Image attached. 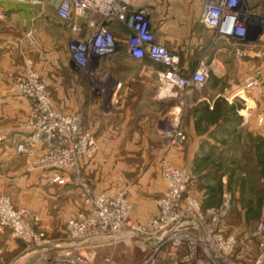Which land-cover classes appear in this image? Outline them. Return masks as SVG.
<instances>
[{"label":"built area","instance_id":"1","mask_svg":"<svg viewBox=\"0 0 264 264\" xmlns=\"http://www.w3.org/2000/svg\"><path fill=\"white\" fill-rule=\"evenodd\" d=\"M5 1L52 10L61 21L69 23L74 35L68 44L73 67L89 77L95 96L105 98L111 94L113 105L120 102V84L114 81L108 86V77L101 76L104 71L100 64L120 51L108 22L115 21L127 29L131 58L137 61L149 58L160 66L157 78L161 97L173 98L184 106L192 92L202 89L210 78L212 67L205 59L199 60L193 72L185 73L180 53L158 42L152 15L141 4L142 0H0ZM202 2L201 23L214 30L218 38L231 41L238 57H245L243 46L252 41L249 38L251 26L254 23L264 25V20L249 7L248 0ZM28 39L33 42L31 34ZM254 84L255 80H251L248 87ZM13 90L32 101L26 121V142L17 145L16 153L33 158L29 162L31 171L51 170L54 182L64 184L77 180L81 160L93 157L99 150L93 133L82 126V114H65L54 109L49 86L42 81L30 59L26 61L24 73L15 78ZM165 136L169 148L179 150L187 140L179 120L165 132ZM3 139L0 133V142ZM61 173H65V177ZM164 175L169 189L158 201L159 213L147 224L136 226L133 223L130 218L133 206L125 192L114 197L106 191L96 195L88 191L86 209L68 222L69 240L79 239L86 243L104 235L117 237L133 232L137 239L152 248V253L139 264H168L162 256L167 245L186 250L182 264H238L233 259L236 237L220 231V221L227 205L205 214L193 196L183 201L191 180L189 173L165 164ZM0 229L12 230L15 238L35 250L26 251L22 260L35 258L34 264H93L78 251L65 250L56 256L40 251L49 242L39 232V218L29 209H16L6 195H0ZM259 240L260 253L251 264H264V236L261 233ZM101 264L119 263L108 257Z\"/></svg>","mask_w":264,"mask_h":264},{"label":"crops","instance_id":"2","mask_svg":"<svg viewBox=\"0 0 264 264\" xmlns=\"http://www.w3.org/2000/svg\"><path fill=\"white\" fill-rule=\"evenodd\" d=\"M165 1L168 4L163 7V19L159 18L157 25L152 20L158 42L180 53L181 65L187 74L194 71L200 59H205L212 67L207 84L196 90L194 97L187 99V103L195 105V117L190 116L186 124L191 136V143L186 148L189 150V162L198 151L201 140V136L195 132L193 122L201 120L203 113L214 110V104L217 102L231 105L237 99L243 101L247 112L245 118L255 128L264 131V25L254 23L251 26L249 38L252 41L243 46L246 56L240 58L236 55L235 46L231 41L218 38L214 30L207 29L201 23L203 0ZM141 4L146 6L152 15L161 12L159 8L162 6L157 5V0H142ZM248 4L256 15L264 20V0H248ZM38 9L40 8L13 1L0 2V104L7 103L15 107V117L24 112L28 100L16 97L10 92L6 74L9 71H19L23 67V59L29 49L26 33L32 27L37 31L39 23L42 22ZM119 35L128 38V31L123 25H119ZM67 64L63 70L70 72L75 69L69 58L68 44ZM159 68L160 66L149 58L142 61L131 58L126 43V50L119 51V78L115 79L120 84L119 104L111 103V94L105 98L95 96L90 84V100L98 102L95 121L89 124L91 131L101 137H116L111 141L101 139L99 154L90 162L86 161L83 167L84 176L95 192L121 190L130 179L129 174H133V169L149 167L153 161L149 157L155 156V153L166 146L165 132L173 126V120L187 118L186 107L180 106L173 98H163L158 94ZM37 69L49 82L54 101L64 104L85 98L77 93V83L69 78L72 76L70 73H67L66 85L63 84V77L58 74V66L54 63L47 67L40 64ZM251 80H255V84L248 87ZM260 119H263L262 123L259 122ZM0 133L4 137L0 142V192L9 193L17 203L23 205L26 203L25 197L35 192L42 200L36 208H40L44 219L48 220L50 213L61 208V200L68 198L70 203L71 192L67 190L66 185L52 183L49 173L28 170L27 158L16 153L17 143L27 135L21 125L14 127L11 123L2 124ZM172 152L174 151L169 152L168 158L173 156ZM141 174V180L146 181L150 172L146 170ZM150 181L145 194L147 198L159 192L160 188L162 191L163 186L161 184L160 187L159 181L153 178ZM129 185V199L136 202L137 206L132 218L137 221L147 215L145 204H140L145 200L137 195V185ZM139 193L143 194L140 191ZM20 194L25 197H20ZM66 208L68 212L75 209L69 205ZM133 239L135 237H123L101 242L89 249H82L83 254L87 253V257L96 260L98 264L108 257L114 261L117 258L118 261L123 245H129ZM99 252L103 255L99 254L96 259ZM29 260L21 259L20 264Z\"/></svg>","mask_w":264,"mask_h":264},{"label":"rangeland","instance_id":"3","mask_svg":"<svg viewBox=\"0 0 264 264\" xmlns=\"http://www.w3.org/2000/svg\"><path fill=\"white\" fill-rule=\"evenodd\" d=\"M167 4L165 0H157V5L162 7H158L161 12L156 14L153 13V15L151 14L154 24L157 25L159 23V18L163 19V7ZM38 10L40 13L39 19L42 22L39 23L37 31L35 27H32L26 33V41L29 49L27 55L24 56L23 67L19 71H9L6 74L10 92L16 97L28 100L29 105L27 102V107L24 112H22L23 114L21 113L15 117L14 114L17 112L15 107L7 103L0 104V125L8 123L13 124L14 127L21 125L25 133H28L26 130V121L32 101L17 95L13 90V83L17 76L24 73L26 61L30 59L33 61L34 69L40 75L42 81L49 86V93L54 109L65 114L80 112L82 114L83 128L91 131L89 124L90 122L94 123L95 116L98 112V108L96 107L98 102L90 100L89 97L91 80L88 76L80 73L76 69H72L70 72L68 70H63V68L68 65L67 44H69L70 40L74 37L71 25L56 18L52 10H42L41 8ZM108 24L115 34L120 51L123 49L126 50L127 36L119 35V24L115 21L108 22ZM29 34H31L33 42L28 39ZM53 63L58 66V74L60 76L62 75L64 85L67 83V73L72 75L69 78H72L77 83V93L82 94V97H85V101L82 99V101L78 100L77 102L64 104H61L60 101H54L49 82L42 77L41 72L37 69L40 64L47 67L48 65H53ZM100 64L102 66V71H104L101 76L104 78L108 77V86H112L115 79L119 78V52L113 58L102 60ZM49 75H51V72ZM195 92L196 91L192 92L189 97H194ZM182 107L187 108L185 111H188L186 113L187 118L174 119L173 122L179 120L180 125L186 132L187 140L184 147L179 150L169 148L166 144L160 152L158 151L155 153V156L149 157V159H153L149 167H140L137 170L133 169V174H129L130 179L125 182L127 184L119 191L113 192L108 189L95 192L90 182L84 176L83 167L85 162H90L100 152L102 143L100 140L111 141L116 138L114 135L101 137L94 135V132L91 131L95 141L99 145V150L93 157L83 158L81 160L78 171L76 172L77 180H70L64 184L54 182L52 171L44 170V172L49 173V179L52 183L66 185V187H68L67 190L72 194V202L70 201L69 203L68 198L61 200V208L50 213V218H48V220L44 219L40 212V208H36V205L42 203V200L37 197L35 192L27 197L20 194V197H25L26 203L24 205L17 203L7 192H0V195L9 196L16 209H29L39 218V232H41L45 240L49 242L48 245L65 242L71 247L66 250L78 251L81 255H84L82 249H89L91 246L101 241L114 238L110 235H104L100 239L86 241L87 246L85 247L79 246V243H85L83 240H69L67 231L68 222L77 218L78 215L86 209L87 192L89 191L91 194L96 195L106 191L114 197L125 192L127 200L133 206L130 213V218L133 223L136 226L147 224L151 218L159 213L158 201L164 197L169 189L164 175V165L168 164L190 175L191 180L183 195V201L186 197L193 196L200 203L202 211L205 214H209L214 210L219 211L224 205H227L226 211L220 221V231L227 236L233 235L236 237L237 245L233 255V259L236 263L251 264L260 253L259 233L264 236V131L255 128V126L245 118L247 112L245 111L243 101L237 99L231 105H228L226 102H217L214 104V110L203 113L201 120L197 119L196 122H193L196 128L195 132L199 137L201 136V140H199L198 151L189 162V157L187 156L189 150L186 148L191 143V136L187 131L186 124L190 116H193V118L195 117V105L193 103H187L186 101L185 105ZM259 122L262 123L263 119H260ZM26 137L19 143H25ZM19 143H17V145ZM171 151H174L171 153L173 156L168 158L169 152ZM25 157L27 158V168L31 171L29 162L32 161L33 158H30L29 155ZM146 170L150 172V174L147 180L143 181L140 175ZM61 176L65 177V173H61ZM151 178L155 181H159L160 187L161 184H163V186L162 191L160 188L159 192L157 191L152 197L147 198L145 194L148 190L147 187L150 186ZM128 183H131L133 186L134 184L137 185L139 191L143 192V194H140L139 191H137V195L143 197L145 200L140 202V204H145L144 210L147 215L143 219L137 221H134L132 218V214L137 206L136 202H131L129 199L128 195L130 193L128 190H130V185ZM146 183L149 184L147 185ZM68 205L70 207L74 206V211L68 212L66 208ZM30 250L33 249H30L23 240L13 236L12 230L0 229V264H12L13 261L15 262L18 260L26 251L31 252ZM62 251L65 250L48 251V254L50 253L51 256H56ZM162 251V256L167 259L168 264H182L181 259L186 253V250L176 249L172 245H167ZM151 253V246L146 245L135 237L129 245H123L122 252H119V260L117 261L116 258L115 261L119 262V264H139ZM99 254L100 252L97 253L96 259ZM84 256L87 257V253ZM91 262L93 264H98L96 260H91Z\"/></svg>","mask_w":264,"mask_h":264},{"label":"water","instance_id":"4","mask_svg":"<svg viewBox=\"0 0 264 264\" xmlns=\"http://www.w3.org/2000/svg\"><path fill=\"white\" fill-rule=\"evenodd\" d=\"M128 236L129 235H126V236H117V237L111 238V239L106 240V241H101V242L119 240V239H121L123 237H128ZM130 236L131 237H137V234L134 233L133 235H130ZM101 242H99V243H101ZM79 246L85 247V246H87V244L86 243H79ZM70 248L71 247L69 245H67V243H65V242L62 243L61 242V243H52V244L46 245V246L40 248L39 250L40 251H54V250H66V249H70ZM22 258H23V256L20 257L15 262V264H20ZM34 262H35V258L31 259L27 264H34Z\"/></svg>","mask_w":264,"mask_h":264},{"label":"bare ground","instance_id":"5","mask_svg":"<svg viewBox=\"0 0 264 264\" xmlns=\"http://www.w3.org/2000/svg\"><path fill=\"white\" fill-rule=\"evenodd\" d=\"M133 234H134L133 232H129V233L122 234V235H120V236L129 235L128 238H131L130 235H133Z\"/></svg>","mask_w":264,"mask_h":264}]
</instances>
